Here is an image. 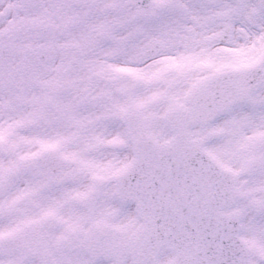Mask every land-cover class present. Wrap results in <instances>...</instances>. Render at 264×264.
I'll return each mask as SVG.
<instances>
[{"label":"snow or ice","instance_id":"snow-or-ice-1","mask_svg":"<svg viewBox=\"0 0 264 264\" xmlns=\"http://www.w3.org/2000/svg\"><path fill=\"white\" fill-rule=\"evenodd\" d=\"M0 264H264V0H0Z\"/></svg>","mask_w":264,"mask_h":264}]
</instances>
